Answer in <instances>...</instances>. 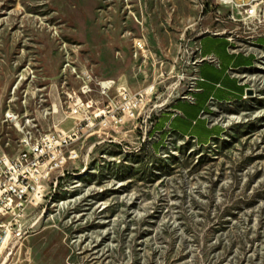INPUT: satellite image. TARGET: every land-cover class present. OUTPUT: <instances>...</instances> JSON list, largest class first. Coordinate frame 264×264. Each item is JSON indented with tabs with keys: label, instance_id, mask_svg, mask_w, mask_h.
<instances>
[{
	"label": "rangeland",
	"instance_id": "obj_1",
	"mask_svg": "<svg viewBox=\"0 0 264 264\" xmlns=\"http://www.w3.org/2000/svg\"><path fill=\"white\" fill-rule=\"evenodd\" d=\"M200 30L264 35V0L250 17L215 0H0V144L14 158L22 135L71 130L79 116L49 104L79 87L81 69L150 89V131L188 89ZM250 74V93L219 110L225 132L209 145L174 139L156 153L139 121L114 141L74 144L78 159L27 209L0 264H264V54Z\"/></svg>",
	"mask_w": 264,
	"mask_h": 264
},
{
	"label": "built area",
	"instance_id": "obj_2",
	"mask_svg": "<svg viewBox=\"0 0 264 264\" xmlns=\"http://www.w3.org/2000/svg\"><path fill=\"white\" fill-rule=\"evenodd\" d=\"M204 1L199 2L202 7ZM259 1L215 0V3L223 7L244 8L250 17L256 14ZM187 63L193 66L197 59L189 58ZM75 72L79 87L66 88L61 93L57 90L58 103L50 100L49 104L52 114L58 107L67 115L79 116L74 119L71 130L66 131L58 124H51L49 130L39 138L22 135L19 139V152L14 158L0 144V260L9 243L15 247L22 239L27 228V209L36 207L44 198L49 183L57 185L58 180L64 176V168L69 160L78 159L79 152L73 147L74 144L88 136L96 139L97 143L114 141L112 133L119 132L128 123L138 121L135 128L140 131L142 140L148 137L147 124L151 115L145 105L150 89L133 92L114 79H95L88 69ZM186 77L189 79L188 90H191L192 82L197 77L192 73ZM93 92L105 99L101 107L92 98H88ZM4 118L15 127L20 126L16 113L7 110ZM6 255L8 257L9 253Z\"/></svg>",
	"mask_w": 264,
	"mask_h": 264
},
{
	"label": "crops",
	"instance_id": "obj_3",
	"mask_svg": "<svg viewBox=\"0 0 264 264\" xmlns=\"http://www.w3.org/2000/svg\"><path fill=\"white\" fill-rule=\"evenodd\" d=\"M197 63L190 72L192 89L157 115L149 131L150 147L158 153L170 140L191 139L209 145L225 132L217 113L250 93V70L264 54V35L232 38L222 33L199 35L194 41Z\"/></svg>",
	"mask_w": 264,
	"mask_h": 264
},
{
	"label": "bare ground",
	"instance_id": "obj_4",
	"mask_svg": "<svg viewBox=\"0 0 264 264\" xmlns=\"http://www.w3.org/2000/svg\"><path fill=\"white\" fill-rule=\"evenodd\" d=\"M198 2H200V0H198ZM206 32H200L198 33L197 35H203L205 34ZM191 58V57H190ZM192 58H195L194 56ZM189 138H187L188 140ZM5 247V246H4ZM3 264V263H2ZM13 264H30L29 261H26V260H23V259H16L15 262Z\"/></svg>",
	"mask_w": 264,
	"mask_h": 264
}]
</instances>
